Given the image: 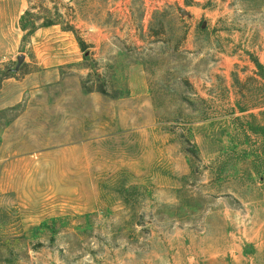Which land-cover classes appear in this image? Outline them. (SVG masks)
I'll list each match as a JSON object with an SVG mask.
<instances>
[{
	"label": "rangeland",
	"instance_id": "1",
	"mask_svg": "<svg viewBox=\"0 0 264 264\" xmlns=\"http://www.w3.org/2000/svg\"><path fill=\"white\" fill-rule=\"evenodd\" d=\"M254 59L264 0H0V264H264Z\"/></svg>",
	"mask_w": 264,
	"mask_h": 264
},
{
	"label": "trees",
	"instance_id": "2",
	"mask_svg": "<svg viewBox=\"0 0 264 264\" xmlns=\"http://www.w3.org/2000/svg\"><path fill=\"white\" fill-rule=\"evenodd\" d=\"M25 20H26V19H24V21H25ZM43 25H44V26H52V25H55V23L52 22V21H49V22L44 23ZM64 29H66V30H68V31H71V32H74V31H73V28H72L71 26H67V27L64 28ZM22 30H23V31H26V26H25V25L22 26ZM32 30H33V29H32ZM79 41H80V40H79ZM80 42H81V41H80ZM80 44H82V42H81ZM253 62H254V64L256 65V67L258 68V70L262 72V73H260V74H258V75L261 76V77L264 79V72H263V67H262V65L259 63V61H258L257 59H254Z\"/></svg>",
	"mask_w": 264,
	"mask_h": 264
},
{
	"label": "crops",
	"instance_id": "3",
	"mask_svg": "<svg viewBox=\"0 0 264 264\" xmlns=\"http://www.w3.org/2000/svg\"><path fill=\"white\" fill-rule=\"evenodd\" d=\"M2 186H3V184H2V182L0 181V190H2Z\"/></svg>",
	"mask_w": 264,
	"mask_h": 264
}]
</instances>
